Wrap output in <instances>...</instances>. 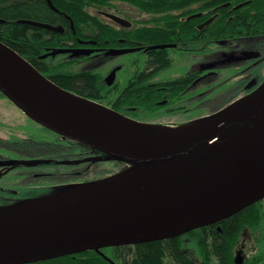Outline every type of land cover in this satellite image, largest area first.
I'll return each mask as SVG.
<instances>
[{
  "label": "flooded vegetation",
  "instance_id": "flooded-vegetation-1",
  "mask_svg": "<svg viewBox=\"0 0 264 264\" xmlns=\"http://www.w3.org/2000/svg\"><path fill=\"white\" fill-rule=\"evenodd\" d=\"M150 5L168 10L145 11L129 0H111L102 8L92 7L105 35L94 32L97 29L92 25L85 36H63L62 46H44L35 66L50 78L54 76V67L48 60H78L72 64L76 69L100 74L102 103L139 121L168 123V116L190 109L195 116L190 115L176 124L196 120L256 88L247 92L252 82L264 72V32L220 34L211 29L248 11L253 14L260 6V12H264V0H169ZM56 12L64 15L76 35L75 24L73 28L67 14ZM145 14L152 17L146 18ZM112 15L123 21H117ZM50 24L64 27L59 32L50 30L59 34L65 33L69 26L62 22ZM184 28L196 33L180 35ZM179 35L184 37L176 38ZM151 36L168 38L153 40ZM60 48L93 50L41 57ZM112 49L121 51L112 53ZM160 50L166 55L164 63L155 56ZM144 87H150L151 92L141 91L134 97H127ZM1 100H8L20 112L14 122L0 116V200H23L56 192L67 184L95 181L131 167V164L112 159L117 171L98 168L108 162L104 155L79 140L62 136L37 123L0 91ZM114 105H120L121 109ZM196 111L203 114L198 115ZM13 160L34 162L6 163ZM247 249L246 245L234 249V264L244 263ZM98 251L105 253L104 248ZM190 259L196 264H222L217 256L206 258L197 254ZM105 261L107 264H124L108 256Z\"/></svg>",
  "mask_w": 264,
  "mask_h": 264
},
{
  "label": "water",
  "instance_id": "water-1",
  "mask_svg": "<svg viewBox=\"0 0 264 264\" xmlns=\"http://www.w3.org/2000/svg\"><path fill=\"white\" fill-rule=\"evenodd\" d=\"M46 1L54 10L59 11L52 0ZM66 16L71 19L69 15ZM112 17L123 21L116 15ZM18 21L56 32L64 29L61 25L31 19ZM2 22L5 20L0 18V23ZM72 27L74 28L73 20ZM0 42L71 97H60L43 103L0 75V91L3 95L42 126L105 153L104 157L108 160L118 159L131 164V167L124 171L95 181L63 186L56 192L13 203H0V208L14 207L42 197L57 196L77 186L94 189L110 186L126 180L139 170L146 171L137 194L128 202L111 210L98 211L69 203H56L0 216V264H27L105 247L176 237L222 220L264 199L263 181L241 198L227 214L211 219H196L179 230L168 228L170 218L180 207L191 203L203 191L233 178L264 154V81L251 92L236 98L213 114L190 121H201L204 125L196 132L160 150L140 154H116L85 142L63 124L56 125L51 116L61 111L72 116L78 110H85L115 134L118 144L127 130L140 132L145 130L148 124H172L139 121L102 102L65 89L44 75L15 48ZM164 46L166 45H158ZM92 50L60 48L41 57L65 52L90 53ZM120 51L110 50L112 53ZM236 102L238 103L231 107ZM17 162L34 161L13 160L6 163Z\"/></svg>",
  "mask_w": 264,
  "mask_h": 264
},
{
  "label": "trees",
  "instance_id": "trees-1",
  "mask_svg": "<svg viewBox=\"0 0 264 264\" xmlns=\"http://www.w3.org/2000/svg\"><path fill=\"white\" fill-rule=\"evenodd\" d=\"M110 1L52 0L60 12L69 15L73 20L76 29L75 35L70 28L69 21L64 18L63 14L53 11L46 0H0V18L5 20L0 23V41L15 48L23 57L36 65L35 61L39 60L38 55L43 52L44 46L47 44L62 46L63 36H85L89 32L87 28L92 25L97 29L94 32L105 35L106 32L101 29L99 17L91 14L89 8H102ZM129 1L145 11L163 12L168 10L165 7L151 6L150 4L169 0ZM260 7L253 14L248 11L230 21H222L219 28L211 29V32L220 34L241 31L264 32V12H260ZM19 19H31L45 23L62 22L69 26L65 33L59 34L43 27L21 23L18 21ZM191 33L196 32L184 28L180 35ZM180 35L176 38L184 37ZM48 36L55 37L49 40ZM165 38L168 36L150 37L153 40ZM155 56L161 61L160 63H164L166 60L163 50L157 51ZM74 61L78 60H68V58L65 62H59L58 58L48 60L54 67V76L50 78L65 89L102 102L100 74L95 71L76 69L72 65ZM263 81L264 72L252 82L247 92L258 87ZM137 91L131 92L127 97H134L141 91L149 94L151 88L144 87ZM113 107L121 109L120 105ZM95 151L100 155H105L103 152ZM262 201L246 206L222 220L195 228L176 237L133 245L107 247L104 248L105 253L89 250L44 261L47 264H107L105 256H108L112 260L124 264H196L190 258L198 254L206 258L217 256L222 264H234L232 261L235 256L234 249L239 242L242 230L248 228L251 237L247 244L248 253L243 264H255L264 259V205Z\"/></svg>",
  "mask_w": 264,
  "mask_h": 264
},
{
  "label": "bare ground",
  "instance_id": "bare-ground-1",
  "mask_svg": "<svg viewBox=\"0 0 264 264\" xmlns=\"http://www.w3.org/2000/svg\"><path fill=\"white\" fill-rule=\"evenodd\" d=\"M0 75L43 103L60 97H71L1 42ZM237 103H233L231 107ZM51 120L56 125L63 124L85 142L116 154L154 152L196 132L204 125L201 121L170 126L148 124L145 130L140 132L125 131L122 141L118 144L115 134L85 110H78L72 116L62 111L57 112L51 116ZM145 174V170H139L126 180L110 186L98 189L77 186L57 196L42 197L14 207L0 208V216L56 203H69L98 211L111 210L128 202L137 194ZM263 181L264 154L233 178L203 191L191 203L180 207L169 220V230H179L196 219H211L231 212L241 198Z\"/></svg>",
  "mask_w": 264,
  "mask_h": 264
},
{
  "label": "rangeland",
  "instance_id": "rangeland-1",
  "mask_svg": "<svg viewBox=\"0 0 264 264\" xmlns=\"http://www.w3.org/2000/svg\"><path fill=\"white\" fill-rule=\"evenodd\" d=\"M89 12L91 14L97 15V12L95 10L91 9V8H89ZM143 16L146 17V18L147 17H152V16L147 15V14H145ZM100 18H103V17H100ZM18 112H20V111L17 108L12 107L9 104L8 100H1L0 101V116L1 117L3 116L2 118H5L6 121L14 122L16 119L19 118ZM197 113H199V112H197ZM201 114H203V113L200 112L198 115H201ZM210 114H213V113H210ZM210 114H208V115H210ZM190 115H191V117L195 116V115H193V112L191 111V109L186 111V112L185 111L179 112V113H177L174 116H168L166 118L167 119L166 122H168L169 124L173 125V124H176L178 122H181L184 119L189 118ZM207 116H204V118L207 117ZM196 120H198V119H196ZM187 121H190V120H185L184 122H187ZM102 160L106 161V159H103V158H102ZM107 161L108 162L102 163L98 168H102V167H103V169L107 168L110 172L117 171V165L114 164L113 161H110L108 159H107ZM68 185H71V184H67L65 186H68ZM37 190H40V187L37 188ZM16 201H19V200H0V202H5V203L6 202L7 203H13V202H16ZM262 203L264 205V199H263ZM249 235H250V232H249L248 228H245L243 230V232L241 233V236L239 238V242H238L236 248L240 249V248H242V246H245V245L248 246L247 244L250 241V236ZM246 242H247V244H246ZM247 253H248V249L245 250V254H247ZM259 264H264V260L261 261Z\"/></svg>",
  "mask_w": 264,
  "mask_h": 264
}]
</instances>
